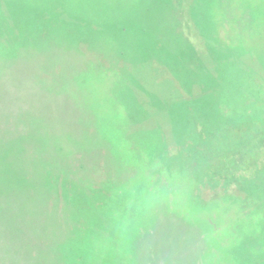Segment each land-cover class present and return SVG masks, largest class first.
Returning a JSON list of instances; mask_svg holds the SVG:
<instances>
[{
    "label": "rangeland",
    "instance_id": "1",
    "mask_svg": "<svg viewBox=\"0 0 264 264\" xmlns=\"http://www.w3.org/2000/svg\"><path fill=\"white\" fill-rule=\"evenodd\" d=\"M176 1L56 8L63 14L46 20L68 24L51 32L64 41L57 56L22 58V67L0 62V146L26 138L22 168L12 155L0 159V180L5 165L13 179L23 169L26 178L11 186L35 203L43 198L33 193L35 172H48L38 255L7 263L264 264V148L251 152L260 140L237 158L235 166H247L239 176L219 182L200 161L187 170L208 134L220 154L235 156L249 132L264 131V0H208L210 7L187 0L194 20L195 11L205 23L201 12L216 17L201 31L215 54L201 38L200 56L173 38ZM122 29L124 52L107 46ZM82 34L81 45L66 49ZM169 62L179 63L177 73ZM186 97L198 103L194 117L205 126L196 143ZM200 156L210 159L205 150Z\"/></svg>",
    "mask_w": 264,
    "mask_h": 264
},
{
    "label": "trees",
    "instance_id": "2",
    "mask_svg": "<svg viewBox=\"0 0 264 264\" xmlns=\"http://www.w3.org/2000/svg\"><path fill=\"white\" fill-rule=\"evenodd\" d=\"M87 2L88 0H0V62H4L5 60L9 59L8 61L12 60L13 62H19L18 66L22 67L25 64L24 62H20L22 61V58L28 60L30 59V57H38L42 55H47L49 57L57 56V46H61L64 41L52 37L51 32L68 28V24H58L50 22L49 20H46L48 19L47 17L51 14L59 12L63 14L62 11L56 10V8L60 7L63 8L65 12H70L72 10H75L73 7H79L80 4L84 5ZM207 2L208 0H206L205 7H210L212 4H209ZM187 3V0H177L174 9L171 12V16L174 19L173 21L175 23L176 29V34L173 38L176 40L175 42L177 44L181 41H183L184 43L186 42L187 46H189V50L195 52V55L200 56V50H198L195 42H197L198 39L200 40L201 38L205 39V42H207L208 39L205 38V36L202 34L204 32V26H206L205 28H207L208 31H210L212 25L215 24L216 17L214 20L213 15L210 14L207 10L206 13L201 12L200 14L208 18L205 23L198 19V11H195L197 12V14L194 13L197 16V20H194V17L191 14L192 7L191 5H187ZM6 5L8 6L7 8L5 7ZM88 10L90 11L91 7L88 8ZM78 12L85 11L83 10V7H80ZM9 19L13 20V24H8L9 22H11ZM18 20L21 21L23 25L18 24L17 26L16 23L18 22ZM195 25H197L199 30ZM13 27H16L15 30H17V32H13ZM123 30L124 29H122L118 33V38L116 40H114V37L113 39L109 40L110 42L107 43V46H109V48L113 49L114 47H117V50H119L120 52H124V45L122 43L123 36L121 35ZM82 32H87V28ZM112 33L113 32L111 31L110 34ZM197 36L199 37L197 38ZM84 40L85 35L83 34L75 36V38L70 41V45L67 46L66 49L77 47L81 45ZM217 41L220 44L224 43L222 40ZM206 46L207 50L210 53L215 54V52L211 48L212 45H209L208 43V45ZM228 47L230 48L229 45ZM207 50H204V52H207ZM193 60V62H196V57H194ZM169 63V67L173 68V71L177 73L178 67L180 66L179 63ZM192 65H194V63ZM193 67L194 66L188 64L186 71L189 72ZM185 105L189 110L188 116L190 118V122L192 123L191 135L194 136L196 143V139H201V137L203 136L202 131L205 129V126L203 125L202 127H200V124H197L196 122L199 117H194L198 116V103H196L192 98L186 97ZM57 110L58 109H54L55 112H57ZM130 112H133L134 114V111ZM73 113L74 112L72 111H70V113L67 112L69 121H72L71 119H73ZM0 118L2 120V116H0ZM195 122L196 124L194 125ZM67 126L70 125L68 124ZM262 132L263 133L259 132L260 134H250L249 132L246 138V143L240 145V149L236 152L235 156L222 152V154H220L215 140L210 136V134H208L204 140L207 145H202V147L196 154V165H193V163L189 162V168L187 169L188 175H191L192 170L193 172L196 171L195 167L199 165L198 162L200 161L204 163L202 167L206 166V163L211 166L210 168L216 173L214 174V177L219 182L231 176H239L240 174L238 173V170L241 169V171H243V169L247 168V166L244 165V161L239 163L241 165V168H239V166H235L238 162L237 158H240L241 156L246 158L249 148L251 151V148L254 146L253 143H256L257 139L260 140V143L258 144V147H260V149L256 150L255 147L251 152H254L253 155L259 151L260 153L262 152V149L264 148V131ZM24 142L26 143V138L25 140L23 138L13 139V142L8 141V143L4 144V146H6L5 148L2 149L1 147L3 146H0V159H4L5 161L11 158L9 162L21 167L20 163H23L24 158L26 157V155L24 154ZM204 150L206 151L210 159H203V156H200V154ZM10 155L12 156L10 157ZM260 157L261 156L257 154L255 159H258ZM42 162L43 161H41V163ZM50 163L51 161L47 160L43 165L46 168V164L49 165ZM7 165L11 164L7 163ZM41 170L42 171L38 170L35 172V179L33 181L35 190L33 191V193L36 191L37 193H39L41 190V196L43 198H41L38 202L35 198V203H31V199V202H29L27 199L25 200L23 198L25 196L19 190H13L11 186V184H13L15 181H19L22 176L26 178V175L23 172L24 170H16L15 179H13L11 177V173H8L9 167H6L5 165L6 178L0 180L4 182L2 185H0V250L3 251L2 257H4L2 263L0 264H9L7 263V261L18 260L19 257L27 259L28 256H31V254L38 255L39 248L41 246L39 229L41 227L44 212L46 210V206H41V204L43 202V199L45 198L44 195L47 193L46 190H42V181L46 179V175L48 174L46 170ZM16 186L22 187L21 184H18ZM80 200L81 204L87 205L82 197H80ZM19 217H25V221L22 222V219H20ZM258 247L259 244L257 245V248ZM258 249L264 252V247L260 246V248ZM22 251L28 252L27 255ZM251 251L252 255L255 253L256 256H258L259 253L255 250V248H251ZM23 259H21L20 261H22ZM24 264H33L32 259L28 260Z\"/></svg>",
    "mask_w": 264,
    "mask_h": 264
},
{
    "label": "clouds",
    "instance_id": "3",
    "mask_svg": "<svg viewBox=\"0 0 264 264\" xmlns=\"http://www.w3.org/2000/svg\"><path fill=\"white\" fill-rule=\"evenodd\" d=\"M5 7L7 8L8 6L6 5ZM262 15H264V13H262Z\"/></svg>",
    "mask_w": 264,
    "mask_h": 264
}]
</instances>
